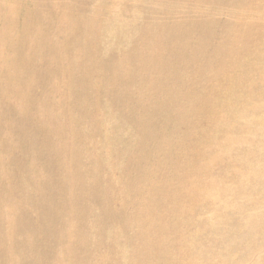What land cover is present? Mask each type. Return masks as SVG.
<instances>
[{
	"label": "rangeland",
	"instance_id": "obj_1",
	"mask_svg": "<svg viewBox=\"0 0 264 264\" xmlns=\"http://www.w3.org/2000/svg\"><path fill=\"white\" fill-rule=\"evenodd\" d=\"M0 264H264V0H0Z\"/></svg>",
	"mask_w": 264,
	"mask_h": 264
}]
</instances>
